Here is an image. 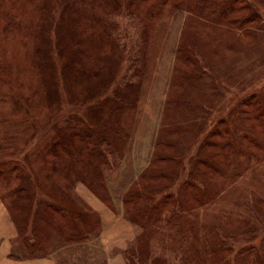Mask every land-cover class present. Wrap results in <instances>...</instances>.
<instances>
[{"label": "rangeland", "instance_id": "obj_1", "mask_svg": "<svg viewBox=\"0 0 264 264\" xmlns=\"http://www.w3.org/2000/svg\"><path fill=\"white\" fill-rule=\"evenodd\" d=\"M19 1L17 6L5 7L7 12L5 11L0 16V35L8 32L10 35L5 36L3 34V36H0V131L2 130V134L0 133V159L6 160L10 155H14V157L19 158L16 160L14 167L17 170L24 171V175L28 178L31 179V175L36 176L33 172L40 175V178L46 175L47 178L51 176V179H54L56 176L59 184L65 181L68 184L67 187L72 188V182L69 183L72 177L69 174H64V168L49 167L47 163L53 162L51 156L43 155V150H36L40 143L45 142L46 131H49V135H52L57 130H66L67 126L72 124V120L69 119L72 116L65 115L59 121H54L44 114V109H40V106L42 108L44 106L37 100L39 97H43V90L38 95L36 92L42 89L41 85L46 88L45 83L50 72L45 75V67L41 63H39V66L33 64L32 61L29 63V57H34L31 55V47L36 45V40L40 43L34 48L39 47L37 49L39 58L43 59V63L47 65L48 61L53 59L52 52L49 50L50 48L53 49L52 38H54L56 50L54 57L57 59H54L53 64H51L53 66L52 71L50 69L48 71H51L57 87L62 86L63 88L65 83L67 85L68 81L72 80L71 77L68 78V71H70L69 68L71 69L73 64H75L76 70L77 68H87L91 64L87 63L88 58L86 55L80 53V46H78L75 53L77 58L73 61L74 57L70 55V48H72L73 43H66L68 39L64 38V30L68 29V26L64 23L62 27H59L66 0H38L37 5L41 4L39 9L27 6L31 3L30 0ZM119 1L120 3H117L116 0H112L113 5L116 2L117 5L126 8L128 3H132L133 8L136 9L142 20L144 44L138 57L134 56L132 47H128L134 45V42H132L134 38L124 40L118 33L116 37L119 38L121 48L125 46V41L132 43L127 45L121 57H115V55L113 57L110 55L109 57L104 56L107 46L105 44L107 43L102 44V46L101 39L105 42H108L107 39L110 42L112 41L111 38H108L110 37L107 32L108 25L110 24L113 27L114 24L118 27V31L123 26L119 19H115V15L123 16V13L116 6L115 13H110V8L113 5L109 4L107 0L100 3L95 2V0H73V6L86 13L84 19L73 21L78 20L76 24L82 30L81 38H90L93 29L97 28L96 24L105 29V37L98 32L93 34L95 41L100 43V50L97 51V54L93 51L92 55L94 57L92 58H94L93 61L101 58L107 63V75L104 78L102 77V80H98L95 91L87 90L80 96H72V105L76 101L88 104L89 99L92 97H101L103 101L118 89L121 90L120 97L122 96L123 99L126 98L127 102H131L128 110V114L131 116L130 122L123 121L124 123L118 127V129H121L123 140L120 145L122 152L120 151L121 155L118 156L119 166L114 167L111 165V162H116L117 159L113 161V157H110L109 154L103 151L101 153L102 157L108 159V164H103L101 179L106 190H109L110 199H108V202L110 201L114 211L108 209L116 217L113 215L111 219L105 221L104 228H102L103 233L100 231L98 241H92L88 239L89 237L75 239L74 241L72 238L60 239L56 237L58 242L54 243L52 248L46 246L45 250L49 251L48 256L24 260L44 261L46 259L51 261L52 264H106L107 256L104 254L105 249L102 244L106 248L110 243L115 244L116 241L122 240L123 235L129 236L131 234V227L127 222H132L125 216L117 218L119 214L122 215V196L119 197V193L132 182L134 176L143 173L145 169L153 168L156 165V156H160L161 149L159 147H162L160 142L152 148L158 125L157 113H160L162 109L163 113L168 109L171 113L172 109L176 112V119L172 121L180 123L181 127L178 136H171L176 140L172 141V138L169 137L170 140L168 141L171 144L175 143L181 149L180 152L183 155L193 149L194 141L197 138L198 133L190 135L196 117L198 121L203 123L201 128L204 127L205 120L217 121L225 117L229 111L231 113L233 109L235 110L232 113L239 111L242 113L240 118L245 119L248 116L247 111H250L252 107L250 105L236 107L238 100V96H236L237 88L242 85L255 87L264 78V18L262 21L258 20V17H264V10L261 11L264 0H256V6L252 8L246 3L248 0H175V4L168 6L167 10L172 7L173 10L178 11L177 13L173 11L172 13L164 12L161 16L156 14V16L150 18L147 17V13H152V9L156 8V4L161 0L142 2L141 0H135L134 3L132 0ZM137 1L140 4L136 5ZM46 9L49 13L48 20L52 23V27L48 28H44ZM1 10L4 11L2 5H0ZM69 10L70 7H68V12L69 15H72ZM185 13L187 15L183 21ZM41 20L43 21L42 24L39 23ZM48 23L50 24V22ZM2 25L8 26L7 32H2ZM31 27L41 29V41L33 36L31 39L27 38ZM69 28L72 31V23ZM12 29L15 30L14 34L10 32ZM42 35H44V38ZM178 39L181 44L179 48H176L177 43L179 44ZM95 41L93 43L97 44ZM58 42L61 43V47L56 48ZM62 43L67 46L63 48ZM108 52L110 53V51ZM65 55L69 56V59L66 60ZM135 59L139 61H135ZM71 60L73 61L72 65L70 64ZM71 88L75 91L73 87ZM78 90L81 93L82 87L76 89V91ZM34 94L36 95L34 96ZM89 94L93 95L90 96ZM250 95L248 94L245 100L249 99ZM233 96H236L235 100L229 104L227 110V104ZM66 98L68 101L67 94ZM176 101L178 103L174 106ZM52 103L58 107L55 112L58 113L60 110L59 105L55 104L53 99ZM21 104H24L28 109L17 110V107ZM183 104H187V107H183L184 109L181 107ZM97 108L91 107L89 110ZM205 113L207 114L203 115ZM231 114L229 115L231 116ZM230 116L226 118L227 121L224 124H217L221 130L228 125L232 127L236 123V117H239V113L232 116L231 119ZM26 118L30 119L32 123L17 126L19 121H24ZM35 118L37 121H35ZM193 118L195 119L193 120ZM36 122H38L39 127H36ZM247 125L250 129L257 130V123H254L253 118ZM161 131L162 128H159L157 138L161 135ZM60 132L65 134V131ZM34 135L35 139H33ZM258 137L254 139L258 146H243V153L264 157V141L262 142L260 135ZM36 139L40 140L35 144ZM28 141L32 142L30 147H28ZM213 144H220V139H216ZM106 147L105 145V150ZM118 149L120 150V148ZM207 152L209 154L213 152L222 154L217 147L202 148L201 154L194 155L191 151L187 157L183 158L185 166L182 167V164L176 165L181 168V171L176 167L168 168V170L176 171L179 178L172 186V190L177 188L180 182L182 188L186 187L183 184L184 181L195 182L191 177H197L198 172H206L207 174L211 172L209 171L208 161H205L206 157L204 155ZM226 153L231 156L234 154L229 151H226ZM57 155L58 153L53 154V157H57ZM149 155H151V160L148 158ZM197 156L205 161L206 165H194ZM195 157L196 159L192 160ZM235 158L244 161L243 157L239 155ZM148 160H150V164ZM233 166H231V169ZM215 167L220 170V174H217L213 180L218 184L223 181L226 169L219 165ZM249 167H251V163L246 162L242 168L244 170ZM59 170L62 171L61 176L58 175ZM20 171L19 173L16 171L15 175H19ZM254 171H256L255 175L259 176L264 171V166ZM3 177L9 178V174L6 173ZM19 181H14L13 187L18 185ZM42 182L47 186L53 184L50 179ZM34 183L39 187L38 180ZM256 185L264 189V179L259 176V179L255 182L248 183L244 181L243 187H231L228 189L231 190L228 193H232V191H235V193L233 196L225 198L224 203L227 205L233 203L231 200L245 198L244 189H251L256 192L254 188ZM74 188L75 195L80 199L78 204H82L96 212L101 222V212L97 207L105 208L103 204L106 206L107 203L102 202L80 181L74 185ZM68 194L71 196V193L68 192ZM126 195L124 194L123 200L127 199ZM43 197L45 196L43 195ZM189 205L194 204L189 202ZM54 206H57V204ZM225 208L222 207L220 213L227 214L224 212ZM260 212L262 220L260 231H264V204L260 206ZM7 214L9 215L7 207L0 200V221L5 216L8 217ZM203 219L212 225L215 224L209 213L205 214V218L203 215ZM222 220L225 224V220ZM1 229L2 226L0 225V233L2 232ZM213 233L214 230L208 232L210 237L213 236ZM150 248L155 250L154 247L150 246ZM178 248L179 245L176 244L174 250ZM21 253L25 252H19L18 255L20 256ZM154 253H157V251ZM0 264L7 263L0 261ZM109 264H120V262L117 258H114ZM142 264H145V261L142 260Z\"/></svg>", "mask_w": 264, "mask_h": 264}, {"label": "trees", "instance_id": "obj_2", "mask_svg": "<svg viewBox=\"0 0 264 264\" xmlns=\"http://www.w3.org/2000/svg\"><path fill=\"white\" fill-rule=\"evenodd\" d=\"M30 1L31 3L27 4V6L33 9L34 7L39 9V6H41V4L37 5L38 0ZM102 1L95 0L97 3ZM134 1L132 0L133 3ZM18 2L20 1L0 0V5L4 7V11H0V16L5 13V7L17 6ZM107 2L113 5L112 0H107ZM116 2L120 3L119 0H116ZM116 2L110 8V13H115L116 6L123 13V16L115 15V19H119V22L123 26L118 31V27L114 24L113 27L110 24L108 25L107 32L110 36L108 38H111L112 41L110 42L106 38L108 42H105L101 39V45L107 43L105 44L107 46L104 56L109 57L110 55L113 57L115 55V57H121L127 45L134 42L133 46L129 45L128 47H132L134 56L138 57L144 44L142 20L139 13L133 8L132 3H128L126 9L117 5ZM256 2V0H248L246 3L252 8L256 6ZM138 4L140 3L137 1L136 5ZM174 4L175 0H161L156 4V8L152 9V13H147V17L150 18L154 15L156 16V14L161 16L164 12L172 13L173 11L177 13L178 11L173 10L172 7L167 10L168 6H173ZM64 6L61 14L62 21L59 23V27H62L64 23L68 26L69 30H64V38L68 39L66 43H73L72 48H70V55H73L74 61L77 58L75 55L76 50L80 46V53L86 55L88 58L87 63L91 65L87 68H77L76 70L75 64L71 60L70 64L73 65L71 69L69 68L70 71H68V78L71 77L72 79L68 81L70 84L66 85L65 83L63 88L62 86L57 87L51 74L53 67L51 64H53L54 59H57L54 57L56 55L54 38H52L53 49L51 50L50 48L49 50L52 52L53 59H50L47 65L43 63V59L41 60L38 55L37 49L39 47L34 48L40 44L36 40V45L31 47V55L34 57H29V63L32 61L37 66L41 63L45 67V75L50 72L47 75L46 88L41 85L42 89L36 92L38 95L43 90V97H39L37 101L41 102V105L44 106V108L40 106V109L45 110L44 114L54 121H59L65 115L72 116L69 118L72 120V124L67 126L66 130H57L52 135H49L50 132L46 131L47 137L45 142L40 143L36 148L39 151L43 150V155L51 156L53 162L47 163L49 167L53 166L56 168L58 166V168H64V174H69L72 177L69 182H72V188H68V184L65 181L59 184L56 176L54 179H51V176L47 178L46 175L40 178V175L32 171L36 176L31 175V179L28 178L24 175V171L17 170L14 167L16 160L19 159L14 157V155H10L6 160L0 159V200L6 205L9 216L17 231V238L12 244V250L9 254V258L13 260L48 256L49 251L45 250L46 246L52 248V245L58 242L56 237L60 239L72 238L73 241L89 237L88 239L92 241H98L100 220L96 212L82 204H78L80 203V199L75 195L74 185L79 181L102 202L107 203L106 206L110 210L114 211L112 204H110V201L108 202V199H110L109 190H106L105 184L101 179L103 176V164H108V159L102 157L101 153L103 151L109 154L110 157H113V161L117 159L116 162H110L114 167L119 166L120 160L118 156L122 152L120 145L123 140L121 129H118V127L124 122H130L131 116L128 114V110L131 102H127L126 98L123 99L122 96L120 97L121 90L118 89L103 101L101 97H92L89 99L90 102L88 104L76 101L72 105V96H80V94L87 90L95 91V87L98 86V80H102L107 75V63L101 58L95 61L92 58L94 57L92 55L93 51L97 54V51L100 50V43L95 41L93 34L98 32L104 36L105 29L96 24L98 29H93V34L90 38H81L82 30L76 24L78 20L76 22L73 21L75 19H84L86 15L85 11L74 7L73 0H66ZM68 7H70L69 11L72 15H69ZM261 8V11L264 10V6H261ZM45 12L44 28L52 27L51 21L48 20V10L46 9ZM186 15L185 13L183 21ZM263 18L260 16L258 20L262 21ZM39 23L42 24L43 21L41 20ZM71 23L72 31L69 28ZM7 27L6 25H2V32H7ZM10 32L14 34L15 30L12 29ZM8 33L3 34L10 36ZM117 33L124 40L127 38H134V40L130 43L125 41V46L121 48L119 38L116 37ZM3 34L0 36H3ZM32 36L41 41V29L38 30L31 27L27 38L31 39ZM42 37L44 38V35ZM79 38L81 39L79 40ZM94 41L97 44L93 43ZM180 44V42L179 44L177 43L176 48H179ZM62 45L63 48L67 46L63 43ZM59 47H61V43L58 42L56 48ZM64 57L66 60L69 59L67 55ZM48 69L51 71H48ZM79 87H82L81 93H79L80 90L76 91ZM237 91L239 95L236 94L238 96L236 107L250 105L252 109L247 111L248 116L242 119L240 118L242 113L238 111L239 117H236V123L232 127L228 125L222 130L217 124H224L227 121L226 118L235 109L231 113L229 111L225 117L217 121L205 120L203 128H201L203 123L198 121L196 117V121H193L194 124L190 135L198 133L197 138L194 141L193 149L183 155L180 152L181 149L175 143L171 144L168 141L170 138H172V141L176 140L171 136H178L179 128L181 127L180 123L172 121L176 119V112L172 109L171 113L168 109L163 113L162 109L160 113H157L158 125L152 148L159 142L162 147H159L161 151L159 153L160 156H156V165L134 176L132 182L119 193V197L122 196V214L140 228L139 236L126 250L120 251L126 264H142V260L145 261V264H264V231H260V228H262L260 206L264 204V189L258 187V185L256 187L253 186L256 192L251 189H244L243 191L246 193L245 198L230 199L233 203L227 205L224 203L225 198H229L235 193V191L228 193V191H231L228 190L231 187H243L244 181L252 183L259 179V176L264 179V171L259 176L255 175L256 171H254L264 166V157H257L250 153L245 154L242 149L243 146H258L254 140L259 138L258 135H260L262 142L264 141V78L255 87L242 85L237 88ZM66 94L69 99L68 101ZM248 94L251 95L249 99L245 100ZM89 95L92 96L93 94ZM235 97L233 96L230 99L227 104V110L229 109V104L235 100ZM52 99L55 104L59 105L60 110L58 113H55L58 107L54 106ZM176 103L178 102L176 101L174 106H176ZM185 106L187 107V104H183L181 107ZM91 107L98 108L89 110ZM24 109H28L24 104L17 107V110ZM237 113H232L230 119ZM252 118L254 119V123H257V130L250 129L247 125ZM35 121H37L36 118ZM27 123L31 124L32 121L26 118L24 121H19L17 126H23ZM36 127H39L38 122H36ZM159 128H162V131L161 135L157 138ZM60 131H65V134H61ZM35 138L34 135L33 139ZM216 139H220V144H213ZM39 140L36 139L35 144ZM31 145L32 142L28 141V147ZM105 145L107 146L106 150L104 148ZM208 147H217L222 152V154L215 152L209 154L207 152L204 155L206 157L205 161L209 163V171L211 172L209 174L198 172L197 177H191L195 182L184 181L183 184L186 185L184 188L180 186V182L177 188L172 190V186L179 178L176 171H172V169L168 170V168L176 167L181 171V168L176 165L182 164V167L185 166L183 158L187 157L188 153L192 151L194 155H199L202 148ZM152 150L154 151V149ZM226 151L233 152L234 154L231 156ZM56 153H58L57 157H53V154ZM237 155L243 157L245 162L236 159ZM150 156L148 157L149 159ZM198 157L197 159L196 157L192 159H196L194 165H206V162ZM150 160H148L149 164ZM246 162L251 163V167L243 170L242 167ZM218 165L226 169V175L222 182L216 184L213 180L217 174H220V170H217L215 167ZM231 166H233L232 169ZM16 171L18 173L20 171V174L15 175ZM61 172V170L58 171L59 176L62 175ZM6 173L9 174V178L3 177ZM47 179H50L53 184L50 186L44 185L45 181H42ZM18 180H20L18 185L13 187L14 181ZM36 180H38L40 188L35 185L34 182ZM14 188L16 189L13 191ZM170 190L172 192H169ZM68 192L71 193V196ZM124 194H127L126 200H123ZM189 202L194 205H189ZM55 204L57 206H54ZM226 206L227 208H225ZM222 207L226 209L224 212L227 214L220 213ZM206 213L212 216V220L215 221L214 225L204 221L203 215L205 218ZM222 219L225 220V224ZM212 230H214V233L210 237L208 232ZM176 244L179 245V248L174 250ZM150 246L154 247L155 250H152ZM20 250L26 254L21 253L19 256L18 253L22 252ZM156 251L157 253H154Z\"/></svg>", "mask_w": 264, "mask_h": 264}, {"label": "crops", "instance_id": "obj_3", "mask_svg": "<svg viewBox=\"0 0 264 264\" xmlns=\"http://www.w3.org/2000/svg\"><path fill=\"white\" fill-rule=\"evenodd\" d=\"M78 185V184H77ZM79 187V186H77ZM77 190V188H76ZM102 207H97V209L101 212L102 220L100 222V231L103 233L102 228H104L105 221L107 219H111L114 214H112L108 207H106L104 204ZM8 215V214H7ZM9 217V219H8ZM2 218L0 221V225L2 226L1 233H0V261H4L7 264H52L49 260H36V261H29V260H13L9 258V254L12 250V244L17 238V231L14 226V223L12 222L10 216ZM116 217V215H114ZM123 218L124 215L119 214L117 218ZM127 222V221H126ZM127 224L131 227V234L129 236H124L122 240L116 241L115 244L110 243L105 249V256H107V262L106 264H109V262L117 258L120 262V264H126V261L122 254H120V251H124L128 248V246L139 236L140 234V228L133 224L127 222ZM122 260V261H121Z\"/></svg>", "mask_w": 264, "mask_h": 264}]
</instances>
